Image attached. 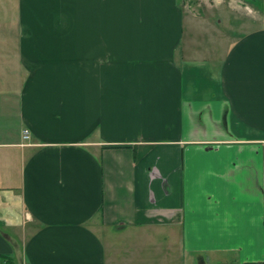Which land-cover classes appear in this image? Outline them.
Returning <instances> with one entry per match:
<instances>
[{
    "label": "crops",
    "instance_id": "0c3cea01",
    "mask_svg": "<svg viewBox=\"0 0 264 264\" xmlns=\"http://www.w3.org/2000/svg\"><path fill=\"white\" fill-rule=\"evenodd\" d=\"M246 1L0 0V263L264 264Z\"/></svg>",
    "mask_w": 264,
    "mask_h": 264
},
{
    "label": "rangeland",
    "instance_id": "374dc122",
    "mask_svg": "<svg viewBox=\"0 0 264 264\" xmlns=\"http://www.w3.org/2000/svg\"><path fill=\"white\" fill-rule=\"evenodd\" d=\"M186 1H188V0H186ZM191 1H194V0H191ZM246 2H248L251 6H256V7L258 6L257 8L259 10H261L263 12V14H264V3L260 2V0L259 1L258 0H255V2H254V0H247ZM260 3L262 4V6L260 5ZM202 7L203 6H201V8ZM197 8H199V7H197Z\"/></svg>",
    "mask_w": 264,
    "mask_h": 264
},
{
    "label": "built area",
    "instance_id": "2783aa9c",
    "mask_svg": "<svg viewBox=\"0 0 264 264\" xmlns=\"http://www.w3.org/2000/svg\"><path fill=\"white\" fill-rule=\"evenodd\" d=\"M23 138H28V130L27 129L23 130ZM0 264H5V263H0Z\"/></svg>",
    "mask_w": 264,
    "mask_h": 264
},
{
    "label": "trees",
    "instance_id": "16d2710c",
    "mask_svg": "<svg viewBox=\"0 0 264 264\" xmlns=\"http://www.w3.org/2000/svg\"><path fill=\"white\" fill-rule=\"evenodd\" d=\"M1 262L6 264L9 262V260L8 259H1Z\"/></svg>",
    "mask_w": 264,
    "mask_h": 264
}]
</instances>
